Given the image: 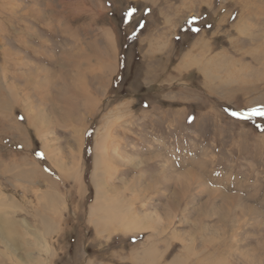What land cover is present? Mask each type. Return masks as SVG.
<instances>
[{"label": "rangeland", "instance_id": "obj_1", "mask_svg": "<svg viewBox=\"0 0 264 264\" xmlns=\"http://www.w3.org/2000/svg\"><path fill=\"white\" fill-rule=\"evenodd\" d=\"M255 108L264 0H0V264H264Z\"/></svg>", "mask_w": 264, "mask_h": 264}, {"label": "bare ground", "instance_id": "obj_2", "mask_svg": "<svg viewBox=\"0 0 264 264\" xmlns=\"http://www.w3.org/2000/svg\"><path fill=\"white\" fill-rule=\"evenodd\" d=\"M105 32H106V37L109 39V41L114 39L112 31H105ZM107 71H109V70H107ZM82 89H84V88H82ZM14 99H16V98H14ZM100 133H98V136L100 135ZM105 133H107V135H108L106 138L104 135H101L96 141V146H97L96 157L94 160V170H93V175H92L93 182H95L94 185H96V196H95V201L93 203L94 205L92 206V209L89 213V222L92 223L95 226V228H97V231L100 234L101 233H107V231H109L113 228L112 227L113 222L108 221V219H106V217H105V213L109 208V203L105 197L106 190H105V184H104L103 180H104V176L106 174V171L110 168V166L107 165V162L109 160V149L107 146V139H108L109 134H110V129L108 128ZM76 142L79 145V147H81L82 143H81L80 137L76 139ZM57 200L60 201L58 196L56 197V201ZM59 204L60 205L58 206V210H57L58 214L60 213L59 212L60 208H62L64 206V204H62L61 202H59ZM122 208L123 207L121 206V204L115 206V209H116L115 220L117 222H119V225L121 226L120 228H116L115 230H122L124 232H129V231H134V230L140 231V230H142V228L145 229L144 221L140 219L139 215H137L136 213L133 214L130 210L125 212V211H123ZM152 247L153 246H151V248ZM147 250H150V249H147ZM135 253H137V252H135ZM150 253H151V251H150ZM150 253H149V256H151ZM137 256H139V255H137ZM139 259H140V257H139Z\"/></svg>", "mask_w": 264, "mask_h": 264}, {"label": "snow or ice", "instance_id": "obj_3", "mask_svg": "<svg viewBox=\"0 0 264 264\" xmlns=\"http://www.w3.org/2000/svg\"><path fill=\"white\" fill-rule=\"evenodd\" d=\"M135 9H132L130 12H129V15L132 14V12H134ZM233 115H241L240 113H233ZM255 115H260V116H264V108H255V109H252L251 110V113L249 114V118L251 116H255ZM42 155V153L40 154Z\"/></svg>", "mask_w": 264, "mask_h": 264}]
</instances>
